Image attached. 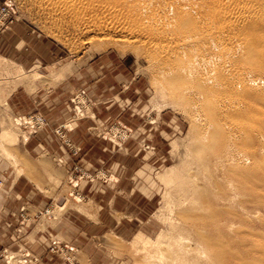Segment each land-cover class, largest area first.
I'll use <instances>...</instances> for the list:
<instances>
[{"label":"rangeland","instance_id":"374dc122","mask_svg":"<svg viewBox=\"0 0 264 264\" xmlns=\"http://www.w3.org/2000/svg\"><path fill=\"white\" fill-rule=\"evenodd\" d=\"M262 4L0 0V264H264Z\"/></svg>","mask_w":264,"mask_h":264},{"label":"bare ground","instance_id":"6f19581e","mask_svg":"<svg viewBox=\"0 0 264 264\" xmlns=\"http://www.w3.org/2000/svg\"><path fill=\"white\" fill-rule=\"evenodd\" d=\"M257 1V3H258V6H259V4H262L263 2H264V0H256ZM193 6H195L196 4H192ZM250 5H252V6H254L253 5V3L252 4H250ZM262 5H264V4H262ZM262 5H261V8H262ZM256 7V6H255ZM254 7V8H255ZM252 9V8H251ZM263 9H264V7H263ZM256 11H254L255 12V14L257 13L258 14V8L257 9H255ZM260 10V9H259ZM251 11H253V10H251ZM263 11L264 10H262L261 12L262 13H260V14H263ZM256 14V15H257ZM253 15V14H252ZM255 15V16H256ZM248 17H251V18H256V17H254V16H249V15H247L246 17H245V19L246 20H248L247 18ZM260 17V16H259ZM162 18V17H161ZM250 18V19H251ZM258 18V17H257ZM159 19V18H158ZM163 20V19H162ZM167 20V19H166ZM160 21V20H159ZM174 21H175V19H174ZM219 21V20H218ZM147 22V21H146ZM171 22H173V21H171ZM148 23V22H147ZM224 23V22H223ZM226 24H227V22H226ZM214 25V24H213ZM217 26H219V25H217ZM222 26H224L223 24H222ZM212 27V26H211ZM214 28V27H213ZM215 28H216V25H215ZM222 28V27H221ZM116 29V28H115ZM118 30V29H117ZM216 30V29H215ZM212 31H213V29H212ZM214 32V31H213ZM212 32V33H213ZM215 33V32H214ZM214 35V34H213ZM213 35H211V34H209V35H207V36H205V39H206V41L204 40V38L202 39V40H204V42H207V47H208V50H214V49H217L218 50V48H219V45L220 44H218V42H216L217 40H215L216 39V37H214ZM221 35V34H220ZM200 37H198V39H199ZM191 39V38H190ZM220 39L222 40V38L220 37ZM194 40V39H193ZM192 41V40H191ZM187 42H189V41H187ZM198 42V41H197ZM203 42V43H204ZM263 42V41H262ZM262 42H261V45H262ZM195 43V42H194ZM193 43V44H194ZM199 43V42H198ZM224 43V42H223ZM223 43H221V44H223ZM226 43V42H225ZM201 44H202V42H201ZM205 44V43H204ZM204 44H202V46L204 45ZM227 44V43H226ZM234 44V43H233ZM236 44V43H235ZM242 45H243V43H241ZM187 45H190V44H187ZM239 45V44H238ZM237 45V46H238ZM185 46V45H184ZM191 46H192V44H191ZM201 46V47H202ZM205 46V45H204ZM203 46V47H204ZM222 46V45H221ZM224 46V45H223ZM227 46V45H226ZM229 46V45H228ZM231 46H232V44H231ZM230 46V47H231ZM236 46V47H237ZM241 46V45H240ZM193 47V46H192ZM225 47V46H224ZM235 47V46H234ZM243 47V46H242ZM206 48V47H205ZM210 48V49H209ZM228 48V47H227ZM232 48V47H231ZM231 48H230V50H229V52L231 51ZM244 48V47H243ZM199 49V51H200V48H198ZM202 49V48H201ZM207 49V48H206ZM229 49V48H228ZM237 49V48H236ZM236 49H235V51H236ZM202 50H204V49H202ZM201 50V51H202ZM220 50V49H219ZM221 50H222V52H223V49L221 48ZM220 50V51H221ZM225 50V49H224ZM237 50H239V49H237ZM197 51V50H196ZM215 51V50H214ZM232 51L233 52H235L233 49H232ZM240 51H241V49H240ZM259 51H261L260 52V54L258 53V55L254 52L253 53V56H257V58H259L258 56L260 55H263V53H262V50L260 49V50H257V52H259ZM204 52V51H203ZM202 52V53H203ZM218 52V51H217ZM222 52H220V54L222 53ZM237 52V51H236ZM236 52L234 53V54H236ZM201 53V54H202ZM213 54H214V52H212ZM211 53V54H212ZM238 53V52H237ZM242 53V52H241ZM262 53V54H261ZM256 54V55H255ZM216 55V54H215ZM215 55H213L214 56V58H213V60L216 58L215 57ZM225 55V54H224ZM231 54H229L228 55V58H229V61H230V59L232 58V56H234V55H232V56H230ZM237 55V54H236ZM216 56H218V55H216ZM220 56V55H219ZM222 56V55H221ZM227 56V55H226ZM196 58V60H193V61H191L189 64L190 65H188L187 64V66H189L188 68V71H191L193 68H197V66H199V65H202V64H204L205 63V65H206V63L208 62L207 61V59L209 58V60H210V54H209V56H205V53H203L202 55H197L196 54V56H195ZM223 57V56H222ZM225 57V56H224ZM231 57V58H230ZM239 57H240V55H239ZM233 58H235V57H233ZM232 58V59H233ZM217 59L218 58H216L215 60L217 61ZM221 59V58H220ZM227 58H225L224 60H226ZM238 59V58H237ZM263 59V58H262ZM212 60V61H213ZM222 60V59H221ZM257 60H259V59H257ZM211 61V60H210ZM211 61V64L213 63ZM223 61V60H222ZM222 61H221V63H222ZM226 61H228V60H226ZM233 61V60H232ZM235 61V63L237 62L236 61V59L234 60ZM218 62V61H217ZM231 62V61H230ZM259 62H260V60H259ZM215 63V62H214ZM213 63V64H214ZM224 64H225V62H223ZM229 63V62H228ZM219 65H220V63H218ZM232 64V63H231ZM210 65V64H209ZM216 65H217V63H216ZM216 65H214V66H216ZM223 65V64H222ZM207 66H208V64H207ZM212 66V65H211ZM211 66H209V69H210V67ZM226 66V65H225ZM231 66V65H230ZM230 66H228V68L230 67ZM234 66V65H233ZM219 67H221V66H219ZM260 67H261V65H260ZM199 68H200V66H199ZM231 68V67H230ZM242 68V67H241ZM245 67H243L242 69H244ZM247 68V67H246ZM207 69V68H206ZM224 69L226 70V68L224 67ZM237 69V68H236ZM241 69V70H242ZM183 70H185V69H183ZM204 70V69H203ZM222 70V69H221ZM229 70L230 69H228V72H229ZM252 70V69H251ZM251 70H250V72H251ZM205 71V70H204ZM212 71H214V72H216V70L213 68L212 69ZM211 71V72H212ZM245 70H243V72H244ZM247 71V70H246ZM249 71V70H248ZM248 71H247V73H248ZM221 72H223V71H221ZM257 72V71H256ZM260 72H261V69H260ZM197 73V72H196ZM202 73H203V71H202ZM201 72H200V74H202ZM205 73V72H204ZM203 73V74H204ZM241 73V72H240ZM240 73H239V75H240ZM245 73V72H244ZM214 75H215V73H213ZM234 74V73H233ZM233 74H231V75H233ZM250 74V73H249ZM251 74H253L252 72H251ZM194 75H196L197 76V74H195L194 73ZM198 75H199V73H198ZM209 75V74H208ZM220 75H222L223 76V74H221L220 73ZM228 75V74H227ZM230 75V76H231ZM189 76V75H188ZM201 76V75H200ZM200 76H198L199 78H202L203 77V75H202V77H200ZM211 76V77H210ZM219 76V75H218ZM221 76V77H222ZM236 76V75H235ZM197 77V78H198ZM205 77V81L206 82H208L209 81V84L208 85H210V82L212 81V82H214L213 80H211L213 77H212V75H209V76H204ZM203 77V78H204ZM221 77H219V78H221ZM237 77V76H236ZM198 78V79H199ZM233 78H235V77H233ZM232 78V79H233ZM239 78V77H238ZM223 79V78H222ZM241 79H243V78H241ZM221 80V79H220ZM222 81V80H221ZM216 82V81H215ZM220 82V81H219ZM201 83H203L202 81H201ZM217 83V82H216ZM204 84V83H203ZM206 84V83H205ZM212 84H214V83H212ZM233 84V83H232ZM231 84V85H232ZM235 84H236V82H235ZM207 85V84H206ZM224 85H226L225 83H224ZM230 85V86H231ZM234 85V84H233ZM241 86H243V84H241ZM237 87V86H236ZM254 89V88H253ZM233 106V105H232ZM234 107V106H233ZM231 128V127H230ZM169 175V174H168ZM165 176V175H164ZM164 176H163V178H164ZM169 176H174L175 178H177L178 177V179H179V182H177L178 183V186H177V192L178 193H180V194H182V193H184L185 191H186V187H185V185H186V183H187V178L184 176V174H182L181 172H173V173H171ZM165 178H166V176H165ZM168 178V177H167ZM167 178H166V180H167ZM165 181V180H164ZM169 185V184H168ZM219 214L218 213H214V214H212V215H210V216H207V215H204V216H201V217H199V218H197L198 219V221H199V224H200V228H199V231H197L196 232V234H197V236H198V239H196V242H198L199 241V243H198V245H199V248L201 249V247L203 248V252H202V249H201V251H196V253H194L195 255H190V252H189V250L186 248V246H184V244H183V237L181 238L179 235L178 236H174L173 238H172V240H171V243H170V246L172 247V249H173V252H172V259H173V263H171V264H203V263H201V261H200V254H204V253H206V250H204L205 249V247L208 249L207 250V256L209 257V259L210 260H213V264L215 263H217L218 261L217 260H220V261H222V260H225V259H227V257H225L226 256V254H227V256L229 257L230 255H232V250H228V251H226L225 250V253H223V252H220L221 253V256L220 257H217V255H216V253H217V249H218V247L219 246H221L222 245V243H223V241H222V238L220 237V236H210V235H212V234H210L211 232H210V230L212 229L211 227L212 226H217V223H219ZM232 227V226H231ZM212 230H214V229H212ZM195 234V233H194ZM198 240V241H197ZM187 241V240H186ZM195 242V243H196ZM202 245V246H201ZM195 246V245H194ZM196 246H197V244H196ZM201 246V247H200ZM197 250V249H196ZM199 250V249H198ZM200 253V254H199ZM225 254V255H224ZM205 255V254H204ZM207 257V258H208ZM217 257V258H216ZM201 259H202V256H201Z\"/></svg>","mask_w":264,"mask_h":264}]
</instances>
